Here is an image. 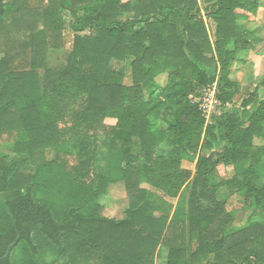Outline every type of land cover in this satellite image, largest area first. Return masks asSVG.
Returning a JSON list of instances; mask_svg holds the SVG:
<instances>
[{
    "label": "trees",
    "instance_id": "obj_1",
    "mask_svg": "<svg viewBox=\"0 0 264 264\" xmlns=\"http://www.w3.org/2000/svg\"><path fill=\"white\" fill-rule=\"evenodd\" d=\"M259 8L264 0H0V142L16 156L0 153V264H154L161 246L165 264H264V220L252 217H264V146L253 144L264 138V77L243 88L236 112L225 108L241 91L233 65L263 43L237 21ZM66 27L72 47L56 73L45 52ZM112 62L126 64L130 85ZM214 83L223 113L205 127L191 98ZM61 124L84 173H70L59 153ZM182 161L195 163L193 174ZM219 165L232 176L216 182ZM132 179L161 201L185 190L184 202L152 217L159 206L137 189L126 218L104 217L99 198ZM221 188L244 192L252 215L243 227H232Z\"/></svg>",
    "mask_w": 264,
    "mask_h": 264
},
{
    "label": "rangeland",
    "instance_id": "obj_2",
    "mask_svg": "<svg viewBox=\"0 0 264 264\" xmlns=\"http://www.w3.org/2000/svg\"><path fill=\"white\" fill-rule=\"evenodd\" d=\"M133 1L134 0H122L123 3H131ZM197 2L202 7L204 3L207 2V0H197ZM29 7H32L33 9H36L37 11L41 9L39 5H34V3H30ZM259 9L256 13V18L257 17L263 18V20L261 21L263 23L260 26L261 28L264 29L263 8H259ZM131 16H132V13L124 14L123 18H128ZM64 18L66 19V21L70 20L68 14L66 13L64 14ZM73 37H74V34L70 31L68 27H66L65 30H62L61 35L59 37V42H58L59 44H58L57 50L48 48L49 50L45 52V64H46L45 66L47 70L55 71L56 73H58L65 69L67 65V60H68V54L72 47ZM262 53L264 55V50ZM252 66L253 64H247V63H242V66H240V64H237L236 68L231 73V78L238 84V87L241 89V91L234 97L232 103L226 105L225 108L230 113L236 112L237 107L240 104V101L244 93L247 92L243 90V88L248 87L247 90L251 91L253 89V86L256 85L264 77V67L259 68V70L257 71V73L259 74L255 75ZM263 66H264V63H263ZM111 67L114 70L122 71L125 74L124 83L126 85H130V79H129V76L127 75L126 64L112 62ZM39 73L42 75L43 69H39ZM164 79L160 80V83H162V85L164 84V81H165ZM259 98L264 99L263 90L259 91ZM220 112L221 114L223 113V107L220 109ZM218 117L213 118L214 120L212 121L215 122V120ZM109 123H110L109 120L106 119L105 124L108 125ZM60 129H61V140L63 141L64 146L62 148L63 150H61L59 153L61 157L65 159L66 164L68 166V171H70V173L72 174L77 175L75 173V168H76V171L80 173H84L81 170L79 171V162L81 161V159L78 158L76 154V150L74 148L75 143H74V138L71 135L70 125L61 124ZM253 144L257 148L264 146V138L263 139L255 138L253 140ZM10 146L11 144L0 142V153L6 155L9 158V160H13L16 158V156L12 153ZM221 148H222V145L217 146V149L220 150ZM170 149L171 148L169 146L162 145L157 149L156 152L157 154L165 156ZM57 153L58 151L54 149L46 150L45 152L46 160L48 161L54 160ZM105 153H106V148L100 146L98 148V153H97V155L99 156L98 161H97V172H100L101 168L104 166L103 157L105 156ZM194 165H195L194 162L193 163L184 162L183 164H181V168L193 174L194 168H195ZM215 174H216L215 176L216 182L229 179L232 176V172L230 171V168H225L223 165H219L217 167ZM82 178L85 180L87 176L83 175ZM137 189L144 190V198L149 204H151L153 207L159 206L157 207L159 208L158 210L157 209L149 210L148 214L149 216H152V217H158L161 214H166L170 218L173 214V211L177 207V205L180 204V202L181 203L184 202L183 197L185 195V190L181 191L176 199L163 198V201H161L159 196L162 194H160V192L152 189L145 182H137L132 179L128 182H120V183L112 184L109 186L107 194L105 196L100 197L98 201L102 207V215L106 218H110V219L113 218L116 220H121V219L126 218V215H127L126 211L128 210L129 203L131 199L135 196ZM217 199L226 200V203H227L226 209L227 211L231 212L233 216L232 227L234 229L243 227L249 220L248 218L252 215V213H250L249 211L243 208L244 199H245L244 192L242 193L237 192V193H233V195H229L224 188H221L217 192ZM252 217H253V221L262 222L264 220V217L262 216V214L260 215L257 213V214H254ZM170 236L171 234L167 232V237L169 239H171ZM165 249L166 247H163V246L158 248V251L161 250V252L158 254V260L156 264L165 263V260H164L166 258ZM48 258L49 260L55 259V257L54 258L48 257ZM53 262L54 264H61L63 260L61 258H56L55 260H53ZM92 264H98V263H92Z\"/></svg>",
    "mask_w": 264,
    "mask_h": 264
},
{
    "label": "crops",
    "instance_id": "obj_3",
    "mask_svg": "<svg viewBox=\"0 0 264 264\" xmlns=\"http://www.w3.org/2000/svg\"><path fill=\"white\" fill-rule=\"evenodd\" d=\"M262 20H263L262 17H257L256 18V16H255L253 18V20L243 19V20L237 21L236 28H237V31L238 32H249V33H252L255 37H257L260 40H262L263 43H261L260 45H258L255 49L250 50L245 55V57H243V60L242 61L235 63L234 66H233V70L236 68V65L237 64H240V66H242V63L253 64V66H252L253 67V71H254L255 75H257V74H259V73H257V71L259 70V68L264 67L263 66V63H264L263 62L264 61V55L262 53L263 50H264V29L261 28V26H260L263 23V22H261ZM166 78H167V75L165 73L159 75L156 78L157 84H159L160 86H163L165 84V82H166ZM162 79L165 80L163 85H162V83H160V80H162ZM108 120L110 122L108 125H114V123H115L114 120H112V119H108ZM111 122H113V123H111ZM184 162H187V161H182L181 164H183ZM157 260H158V256L156 255L155 260H154V264L157 263Z\"/></svg>",
    "mask_w": 264,
    "mask_h": 264
},
{
    "label": "built area",
    "instance_id": "obj_4",
    "mask_svg": "<svg viewBox=\"0 0 264 264\" xmlns=\"http://www.w3.org/2000/svg\"><path fill=\"white\" fill-rule=\"evenodd\" d=\"M191 102L197 105L199 112L204 118L205 127L212 123L213 118L221 115L222 104L217 99L216 83L203 89L200 97L191 98Z\"/></svg>",
    "mask_w": 264,
    "mask_h": 264
}]
</instances>
